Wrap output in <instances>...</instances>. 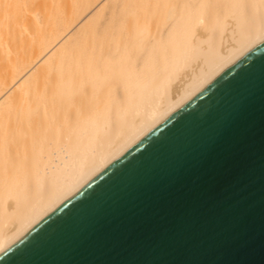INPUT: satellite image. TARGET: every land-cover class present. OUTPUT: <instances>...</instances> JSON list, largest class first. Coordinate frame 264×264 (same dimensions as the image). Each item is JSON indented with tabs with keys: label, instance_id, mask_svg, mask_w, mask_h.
Returning <instances> with one entry per match:
<instances>
[{
	"label": "bare ground",
	"instance_id": "1",
	"mask_svg": "<svg viewBox=\"0 0 264 264\" xmlns=\"http://www.w3.org/2000/svg\"><path fill=\"white\" fill-rule=\"evenodd\" d=\"M262 40L264 0H0V251Z\"/></svg>",
	"mask_w": 264,
	"mask_h": 264
},
{
	"label": "water",
	"instance_id": "2",
	"mask_svg": "<svg viewBox=\"0 0 264 264\" xmlns=\"http://www.w3.org/2000/svg\"><path fill=\"white\" fill-rule=\"evenodd\" d=\"M0 264H264V40L1 250Z\"/></svg>",
	"mask_w": 264,
	"mask_h": 264
},
{
	"label": "rangeland",
	"instance_id": "3",
	"mask_svg": "<svg viewBox=\"0 0 264 264\" xmlns=\"http://www.w3.org/2000/svg\"><path fill=\"white\" fill-rule=\"evenodd\" d=\"M108 10V6H106L104 9H103V13H105L106 11ZM102 18L99 19V21H101Z\"/></svg>",
	"mask_w": 264,
	"mask_h": 264
}]
</instances>
